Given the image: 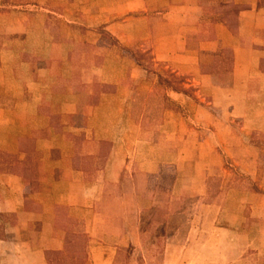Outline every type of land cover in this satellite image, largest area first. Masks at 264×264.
I'll use <instances>...</instances> for the list:
<instances>
[{
    "label": "crops",
    "instance_id": "0c3cea01",
    "mask_svg": "<svg viewBox=\"0 0 264 264\" xmlns=\"http://www.w3.org/2000/svg\"><path fill=\"white\" fill-rule=\"evenodd\" d=\"M91 6L96 7L91 16L123 45L145 46L174 72L195 70L190 85L207 89V107L216 106L211 136L218 140L216 148L245 175L264 183L261 147L250 142L251 135L264 137V0H92ZM56 64L49 68L65 65ZM118 65L122 79L83 85L59 72L51 80L40 77L41 68L32 72L39 64L31 61L20 68L26 74L19 79L18 68L0 58V86L9 87L0 90V264H58L63 252L73 253L71 262L77 263L80 223L106 186L126 181L134 186L141 167L155 173L161 166L163 144L157 135H162L164 114L151 107L159 89L146 85V71L130 56ZM44 69L52 71L48 65ZM90 69L100 77L106 66ZM93 85L106 91L97 102L84 90ZM108 87L123 90L124 110L114 117L100 113L105 94H111ZM166 95L176 107L180 98L181 103L192 100L172 89ZM168 113L164 127L170 123V134L176 135L178 113L172 108ZM234 120L240 127H231ZM148 125L152 142L146 138ZM116 127L125 130L124 137ZM230 190L226 198L233 201L219 206L212 218L215 230L236 237L245 233L243 245L264 247V190ZM92 243L90 264H111L116 243ZM211 262L203 256V264Z\"/></svg>",
    "mask_w": 264,
    "mask_h": 264
},
{
    "label": "rangeland",
    "instance_id": "374dc122",
    "mask_svg": "<svg viewBox=\"0 0 264 264\" xmlns=\"http://www.w3.org/2000/svg\"><path fill=\"white\" fill-rule=\"evenodd\" d=\"M91 3L92 0H0V58L18 68L19 79L26 74L20 68L30 61L39 64L32 72L41 68L37 74L50 80L58 72L62 78L83 85L122 79L124 71L118 64H126V56H130L131 63L146 71V85L154 84L159 89L157 100L152 95L151 103L155 102L148 108L155 106L157 112L164 114L163 132L157 135L163 144L161 166L155 173L146 171L148 165L145 169L141 167L135 174V187L127 181L108 184L93 212L84 213L80 223L78 262H71L73 253L63 252L58 264H90L94 253L89 246L93 245L92 240L116 243L111 264H203V256L212 260L210 264H264L262 245L258 249L246 247L243 245L245 233L237 237L229 235L215 230L217 222H211L219 206L227 208L233 201L226 198V194L232 192L230 189L261 192L264 183L245 175L232 157L216 148L218 140L211 137L217 125L216 106L209 109L206 103L210 92L190 85L194 69L174 72L170 65L156 61L145 46L120 43L98 23L100 18L91 16L96 9ZM57 61L65 65L50 69ZM44 65L52 71L45 70ZM99 65L106 66L100 77L90 69ZM158 76L175 83L181 79L180 86L186 93H180L192 100L181 103L180 98V105L176 107L166 95L170 88L162 82L159 84ZM8 89L6 85L0 86L2 92ZM107 89L111 94H105L109 97L101 105L100 113L114 117L124 110L123 90L122 87ZM84 90H90L97 102L103 87L93 85ZM85 91L81 90L84 95ZM3 98L6 101L8 96L3 95ZM84 101H87L85 96ZM170 108L178 113L179 132L176 135L170 134V123L164 127L165 121H169ZM238 121L229 124L238 128ZM149 127L146 138L152 142L155 136ZM115 129L124 137L122 127ZM128 133L126 131L127 138L133 141L134 136ZM250 137V142L261 147L258 156L261 164L264 162V137ZM196 161L200 164L196 165ZM207 239L210 240L205 244ZM177 257L179 260L186 257L188 262H176Z\"/></svg>",
    "mask_w": 264,
    "mask_h": 264
},
{
    "label": "trees",
    "instance_id": "16d2710c",
    "mask_svg": "<svg viewBox=\"0 0 264 264\" xmlns=\"http://www.w3.org/2000/svg\"><path fill=\"white\" fill-rule=\"evenodd\" d=\"M171 76H173V75H171ZM158 79H160V80H158L159 84L163 83L166 87H169L170 89H172L174 91L186 93V91L183 90V88H181V86H180V84L183 83V81L181 79H178L177 83L171 82L170 80H161V78L159 76H158Z\"/></svg>",
    "mask_w": 264,
    "mask_h": 264
}]
</instances>
